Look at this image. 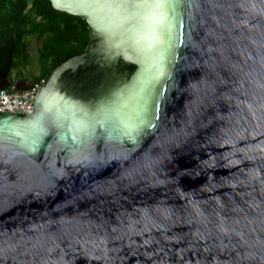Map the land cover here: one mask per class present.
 I'll use <instances>...</instances> for the list:
<instances>
[{
	"label": "water",
	"instance_id": "obj_1",
	"mask_svg": "<svg viewBox=\"0 0 264 264\" xmlns=\"http://www.w3.org/2000/svg\"><path fill=\"white\" fill-rule=\"evenodd\" d=\"M49 1L90 39L0 112V264H264V0Z\"/></svg>",
	"mask_w": 264,
	"mask_h": 264
},
{
	"label": "trees",
	"instance_id": "obj_2",
	"mask_svg": "<svg viewBox=\"0 0 264 264\" xmlns=\"http://www.w3.org/2000/svg\"><path fill=\"white\" fill-rule=\"evenodd\" d=\"M90 30L86 21L76 15L59 11L49 0H0V40L8 42L6 54L11 68L18 74L29 65L32 39L37 45L38 73L30 79L44 82L50 71L67 58L82 53L89 44ZM128 76L132 63H122Z\"/></svg>",
	"mask_w": 264,
	"mask_h": 264
},
{
	"label": "built area",
	"instance_id": "obj_3",
	"mask_svg": "<svg viewBox=\"0 0 264 264\" xmlns=\"http://www.w3.org/2000/svg\"><path fill=\"white\" fill-rule=\"evenodd\" d=\"M40 85L32 82L27 90L0 87V112H33V99Z\"/></svg>",
	"mask_w": 264,
	"mask_h": 264
},
{
	"label": "flooded vegetation",
	"instance_id": "obj_4",
	"mask_svg": "<svg viewBox=\"0 0 264 264\" xmlns=\"http://www.w3.org/2000/svg\"><path fill=\"white\" fill-rule=\"evenodd\" d=\"M7 45V41L0 40V70L2 72H7V76L2 81L3 87H12L15 84L18 87H24V83L21 80H26L28 81V83H32L33 81L29 79L28 75L24 74V70H22V73L20 75H17L18 70L11 68L10 58L8 54H6L8 49ZM10 76L13 78V80Z\"/></svg>",
	"mask_w": 264,
	"mask_h": 264
},
{
	"label": "rangeland",
	"instance_id": "obj_5",
	"mask_svg": "<svg viewBox=\"0 0 264 264\" xmlns=\"http://www.w3.org/2000/svg\"><path fill=\"white\" fill-rule=\"evenodd\" d=\"M37 45L38 43L32 39V43H31V47H30V53L33 55L32 58L30 59L29 65L24 68V74L28 75V77H33L34 75H37L38 73V64L36 61V55H37ZM12 73V72H10ZM11 77V76H10ZM11 79L13 80V78L11 77Z\"/></svg>",
	"mask_w": 264,
	"mask_h": 264
},
{
	"label": "snow or ice",
	"instance_id": "obj_6",
	"mask_svg": "<svg viewBox=\"0 0 264 264\" xmlns=\"http://www.w3.org/2000/svg\"><path fill=\"white\" fill-rule=\"evenodd\" d=\"M155 3H156V6L159 7L160 3H161V0H155Z\"/></svg>",
	"mask_w": 264,
	"mask_h": 264
},
{
	"label": "crops",
	"instance_id": "obj_7",
	"mask_svg": "<svg viewBox=\"0 0 264 264\" xmlns=\"http://www.w3.org/2000/svg\"><path fill=\"white\" fill-rule=\"evenodd\" d=\"M30 79V78H29Z\"/></svg>",
	"mask_w": 264,
	"mask_h": 264
}]
</instances>
